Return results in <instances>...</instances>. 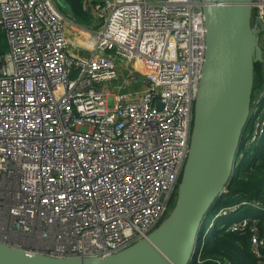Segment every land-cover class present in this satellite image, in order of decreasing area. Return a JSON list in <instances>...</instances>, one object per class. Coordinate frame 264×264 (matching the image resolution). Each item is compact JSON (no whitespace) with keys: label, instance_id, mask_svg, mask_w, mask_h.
I'll list each match as a JSON object with an SVG mask.
<instances>
[{"label":"built area","instance_id":"obj_1","mask_svg":"<svg viewBox=\"0 0 264 264\" xmlns=\"http://www.w3.org/2000/svg\"><path fill=\"white\" fill-rule=\"evenodd\" d=\"M83 11L101 25L80 27L72 43L52 0H0V244L28 255L106 258L146 239L169 214L186 160L205 53L200 1L84 0ZM253 11L264 23V0ZM122 60L118 89L141 77L136 99L104 89ZM263 141L264 85L230 179ZM219 222L264 262V191L208 212L198 264Z\"/></svg>","mask_w":264,"mask_h":264},{"label":"water","instance_id":"obj_2","mask_svg":"<svg viewBox=\"0 0 264 264\" xmlns=\"http://www.w3.org/2000/svg\"><path fill=\"white\" fill-rule=\"evenodd\" d=\"M205 53L175 203L146 239L106 258L55 259L0 244V264H190L195 238L231 177L247 126L263 21L254 0H199Z\"/></svg>","mask_w":264,"mask_h":264},{"label":"trees","instance_id":"obj_3","mask_svg":"<svg viewBox=\"0 0 264 264\" xmlns=\"http://www.w3.org/2000/svg\"><path fill=\"white\" fill-rule=\"evenodd\" d=\"M52 2L61 14H64L65 10H67L80 25H88L92 20L83 11L84 0H52ZM0 33L3 34L2 31ZM5 54L6 46L0 41V56ZM260 67L259 64L254 65L253 77L255 73H259ZM226 190L227 194L221 195L215 201L210 213L233 202L257 200L262 195L264 191V147L255 151L251 157L250 155L245 157L235 176L229 180ZM173 204L174 199H172L170 206H173ZM219 223L207 236L205 246L199 254V262H201L199 264H215L213 261L227 262L229 264H264V262L259 263L250 254L246 236L225 233L218 229L221 225ZM260 229H264V222L261 224ZM190 264L198 263L192 260Z\"/></svg>","mask_w":264,"mask_h":264},{"label":"rangeland","instance_id":"obj_4","mask_svg":"<svg viewBox=\"0 0 264 264\" xmlns=\"http://www.w3.org/2000/svg\"><path fill=\"white\" fill-rule=\"evenodd\" d=\"M61 1V0H59ZM56 7V6H55ZM63 16L65 17L67 23H66V34H67V37H70L71 41L74 40L75 41V37L72 36V32H73V25H78V26H82V28H93V29H96L97 27H99L101 25V22L98 21L97 19L93 18L94 20H91L89 22L88 25H80L71 15L69 12H67V10H65ZM74 28L76 30L81 31V28L80 27H76L74 26ZM1 32V30H0ZM81 33V32H80ZM79 34V33H77ZM82 35V36H81ZM0 37L1 38V42L3 44H5L6 46V53L8 51V48H7V42H6V39H5V36L3 37V34L0 33ZM83 39V34H80V38H78L77 40L78 41H82ZM259 47L260 49L262 50L263 52V64H264V34L263 35H260L259 36ZM70 52L73 53V54H77L76 50L73 49L72 47L70 48ZM122 67V68H121ZM129 65L125 64V62L122 60L120 63H118L117 65V79L112 81L111 83L109 84H106V85H103L104 86V89L110 94V95H116L118 92L117 88L121 85L122 83V80L125 79V77H127V75L129 74ZM136 82L133 83L132 85H130L129 87L125 88V89H122L119 91V93L121 94H129L133 99H136V97H139V95L142 93V91L145 90V86L142 84V78L141 77H136ZM264 85V66L260 67V71L259 73H255L254 77H253V90H252V105L253 103L255 102L261 88L263 87ZM108 107L109 108H112V100H109L108 102ZM262 146H264V141H263V144L262 145H257L254 150L250 153V157L253 155V153L257 150H259ZM176 194V193H175ZM174 203H175V199H176V196H174ZM174 205V204H173ZM173 206H170V210L172 209ZM219 224H223V222H220ZM220 225V227H222Z\"/></svg>","mask_w":264,"mask_h":264},{"label":"crops","instance_id":"obj_5","mask_svg":"<svg viewBox=\"0 0 264 264\" xmlns=\"http://www.w3.org/2000/svg\"><path fill=\"white\" fill-rule=\"evenodd\" d=\"M74 26H76V27H81V28H82V26L73 25L72 36L75 37V41L72 40V43L79 42L77 39L80 38V34H81V33H80L81 31L78 32V30H76V29L74 28ZM77 33H79V34H77ZM81 36H82V35H81ZM67 38L69 39V41H71L70 37H67ZM122 82H123V80H122ZM118 88H119V87H118ZM118 88H117V90H118L117 92L119 93V91L122 90V89L119 90Z\"/></svg>","mask_w":264,"mask_h":264},{"label":"bare ground","instance_id":"obj_6","mask_svg":"<svg viewBox=\"0 0 264 264\" xmlns=\"http://www.w3.org/2000/svg\"><path fill=\"white\" fill-rule=\"evenodd\" d=\"M209 219H211V218H209ZM210 222H211V224L213 223L212 219H211V221H210Z\"/></svg>","mask_w":264,"mask_h":264},{"label":"flooded vegetation","instance_id":"obj_7","mask_svg":"<svg viewBox=\"0 0 264 264\" xmlns=\"http://www.w3.org/2000/svg\"><path fill=\"white\" fill-rule=\"evenodd\" d=\"M263 35V34H262Z\"/></svg>","mask_w":264,"mask_h":264}]
</instances>
